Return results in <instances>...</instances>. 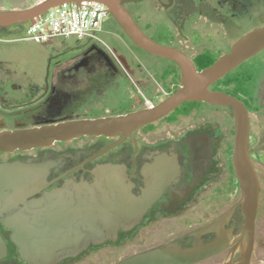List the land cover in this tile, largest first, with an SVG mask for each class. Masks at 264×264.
<instances>
[{
    "label": "flooded vegetation",
    "instance_id": "1",
    "mask_svg": "<svg viewBox=\"0 0 264 264\" xmlns=\"http://www.w3.org/2000/svg\"><path fill=\"white\" fill-rule=\"evenodd\" d=\"M128 4L140 8L131 13ZM125 7L146 36L178 49L197 70L226 53L242 34L264 23V0H136L126 2ZM247 18L250 25L240 31ZM162 30L168 35L160 37ZM108 31L117 35L115 26ZM0 34H11V28H0ZM220 44L226 51L214 56L210 50ZM125 45L128 56H117V48L105 41L101 45L76 39L71 49H54L37 74L4 67L8 63L0 56V129L125 114L147 107L146 99L155 105L159 101L153 100L159 95L165 98L179 88L180 70L174 61L148 53L130 39ZM134 46L151 60L146 61ZM263 53L240 63L209 89L235 97L249 114L252 107L261 108L257 93L263 86ZM253 138L249 116L251 159L264 154V132L256 148ZM233 142L231 106L188 101L128 136L83 135L47 146L0 151V163L42 164L47 168L40 183L45 191L67 184L85 182L93 187L103 183L98 189L93 187L92 193L115 205L134 201L137 211L142 210L134 224L90 241L77 253L60 256L55 264L84 263L90 253L146 235L158 239L149 248H193L220 238L222 248L194 264L226 260L235 264L241 257L236 238L244 214L236 205L240 188L232 162ZM214 222V229L197 233ZM0 234L6 243L0 264H26L11 241L12 230L1 220Z\"/></svg>",
    "mask_w": 264,
    "mask_h": 264
},
{
    "label": "water",
    "instance_id": "2",
    "mask_svg": "<svg viewBox=\"0 0 264 264\" xmlns=\"http://www.w3.org/2000/svg\"><path fill=\"white\" fill-rule=\"evenodd\" d=\"M80 1L43 0L24 9L0 10V28L21 26L32 22L53 6ZM92 1L106 7L107 14L134 45L174 61L180 70L179 88L152 107L125 114L0 129V151L47 146L55 141H67L83 135L128 136L188 101L229 105L234 117L232 162L240 188L236 205L244 214L240 236L245 241V247H241L238 264H249L255 241V220L260 207V183L249 151V113L241 101L224 92L210 90L209 86L264 50V23L242 34L226 53L197 70L181 51L159 44L142 32L125 7L126 2L136 0ZM46 172L47 168L42 164L21 161L0 163V220L12 230L11 241L18 246L19 257L26 264H55L60 256L77 253L90 241L103 238L104 235L112 236L118 227L138 221L142 210L137 211L134 201L115 205L105 202L102 195L92 193L93 187L98 189L103 183L93 187L85 182L67 184L45 191L44 185L40 183L45 180ZM35 193L39 195L34 197ZM215 225L216 222L211 223L197 233L210 231ZM222 243L218 238L199 243L193 248L170 245L150 247L113 264H194L220 250ZM234 251L235 248L232 249ZM5 255L6 243L0 234V259ZM226 263L227 260L221 264Z\"/></svg>",
    "mask_w": 264,
    "mask_h": 264
},
{
    "label": "rangeland",
    "instance_id": "3",
    "mask_svg": "<svg viewBox=\"0 0 264 264\" xmlns=\"http://www.w3.org/2000/svg\"><path fill=\"white\" fill-rule=\"evenodd\" d=\"M43 0H0V8L5 10L9 9H24L30 7L34 4L42 2ZM257 0H254V2ZM140 8L139 5H127V9L131 13ZM257 13V12H256ZM245 26L240 29V31L246 30L247 26L250 25V19H245ZM112 26L116 27L117 35H113L108 30L112 29ZM224 32H227L224 27L222 29ZM17 31V29L11 30V32ZM21 32V31H20ZM160 37L167 36L168 32H160ZM19 35V34H18ZM18 35L14 34H0V38H10L14 41L12 42H1L0 41V56L3 60L7 61V65L11 69H16L19 72L26 71L30 73L37 74L40 70L45 67L46 59L54 51V49H59L60 51H65L71 49L75 46V41L77 38L68 37V38H53L49 42H44L37 44L31 40H15ZM97 35L110 46H115L117 49L115 53L118 55L128 56V49L125 45L129 42V39L125 36L119 26L114 22L113 18L106 15L99 32ZM86 41V39H83ZM111 43L113 45H111ZM136 47V46H134ZM137 51L141 50L137 48ZM139 49V50H138ZM133 50V49H132ZM224 49L223 44L219 45L216 48H212L210 51L215 56L218 52H221ZM134 51V50H133ZM143 58L146 61H150L151 57L148 53L141 52ZM264 55V53H263ZM262 55V56H263ZM264 57V56H263ZM263 86L259 89L257 96L262 103L259 110L250 111V129L254 136L252 146L254 148L258 147L263 141L258 140L262 133L264 132V79ZM164 98V95H159L157 99L153 101H160ZM260 183V207L258 215L256 217L255 223V241L253 253L250 259L249 264H264V154H255L252 159ZM147 237H131L125 243H122L120 246L116 247H104L98 251L89 254L88 261H91L90 264H112L115 261L122 259L125 256L149 248L147 246L155 244L158 239L146 235ZM80 264H88V261ZM199 264H212L211 262H202Z\"/></svg>",
    "mask_w": 264,
    "mask_h": 264
},
{
    "label": "built area",
    "instance_id": "4",
    "mask_svg": "<svg viewBox=\"0 0 264 264\" xmlns=\"http://www.w3.org/2000/svg\"><path fill=\"white\" fill-rule=\"evenodd\" d=\"M106 15V7L96 1L63 2L35 17L32 22L19 26L21 32L15 40L41 44L53 38L75 37L102 45L104 41L97 32ZM145 104H150L147 99Z\"/></svg>",
    "mask_w": 264,
    "mask_h": 264
},
{
    "label": "bare ground",
    "instance_id": "5",
    "mask_svg": "<svg viewBox=\"0 0 264 264\" xmlns=\"http://www.w3.org/2000/svg\"><path fill=\"white\" fill-rule=\"evenodd\" d=\"M152 106L153 105H151V104L147 105V107H152ZM236 246H237L236 248H238L239 252L241 250V247L242 248L245 247V241H244L243 237L240 235L236 238ZM238 262L235 264H238ZM226 264H229V263H226Z\"/></svg>",
    "mask_w": 264,
    "mask_h": 264
},
{
    "label": "trees",
    "instance_id": "6",
    "mask_svg": "<svg viewBox=\"0 0 264 264\" xmlns=\"http://www.w3.org/2000/svg\"><path fill=\"white\" fill-rule=\"evenodd\" d=\"M9 28H11V30H13V29H17V31H14V32H11L12 34H14V35H18L19 33H20V29H21V27H19V26H12V27H9ZM260 107L259 106H255V107H252L251 108V110H258Z\"/></svg>",
    "mask_w": 264,
    "mask_h": 264
}]
</instances>
